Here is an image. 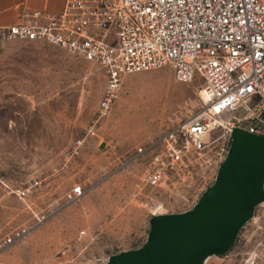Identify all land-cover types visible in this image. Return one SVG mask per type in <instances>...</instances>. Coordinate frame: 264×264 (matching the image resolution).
Wrapping results in <instances>:
<instances>
[{
	"label": "rangeland",
	"instance_id": "374dc122",
	"mask_svg": "<svg viewBox=\"0 0 264 264\" xmlns=\"http://www.w3.org/2000/svg\"><path fill=\"white\" fill-rule=\"evenodd\" d=\"M106 84L95 63L0 34V239L29 229L0 264H109L146 245L154 217L196 211L219 184L217 171L195 169L152 186L150 154L139 152L199 112L200 78L180 82L170 67L129 74L101 117ZM251 216L229 251H204L199 264H244L255 250L264 264V200Z\"/></svg>",
	"mask_w": 264,
	"mask_h": 264
},
{
	"label": "built area",
	"instance_id": "2783aa9c",
	"mask_svg": "<svg viewBox=\"0 0 264 264\" xmlns=\"http://www.w3.org/2000/svg\"><path fill=\"white\" fill-rule=\"evenodd\" d=\"M0 34L44 41L99 65L107 79L101 117L129 74L170 67L180 82L200 78L199 112L139 148L150 154L145 179L152 186L195 169L215 170L219 177L239 130L264 134V0H66L62 12H34ZM96 131L92 126L87 137ZM14 193L24 199L28 189ZM83 193L79 184L71 197ZM28 231L19 228L0 239V252ZM261 258L255 250L244 264Z\"/></svg>",
	"mask_w": 264,
	"mask_h": 264
},
{
	"label": "water",
	"instance_id": "95a60500",
	"mask_svg": "<svg viewBox=\"0 0 264 264\" xmlns=\"http://www.w3.org/2000/svg\"><path fill=\"white\" fill-rule=\"evenodd\" d=\"M218 178L196 211L154 217L146 245L114 255L109 264H199L204 251H229L264 200V134L239 130Z\"/></svg>",
	"mask_w": 264,
	"mask_h": 264
},
{
	"label": "crops",
	"instance_id": "0c3cea01",
	"mask_svg": "<svg viewBox=\"0 0 264 264\" xmlns=\"http://www.w3.org/2000/svg\"><path fill=\"white\" fill-rule=\"evenodd\" d=\"M65 5L66 0H0V29L28 21L37 11L58 14Z\"/></svg>",
	"mask_w": 264,
	"mask_h": 264
}]
</instances>
